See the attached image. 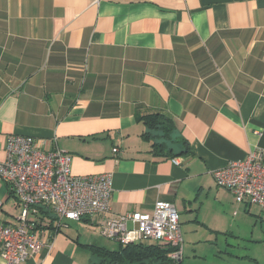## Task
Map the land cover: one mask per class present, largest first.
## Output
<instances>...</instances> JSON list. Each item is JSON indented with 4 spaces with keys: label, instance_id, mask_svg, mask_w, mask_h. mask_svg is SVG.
Segmentation results:
<instances>
[{
    "label": "crops",
    "instance_id": "crops-1",
    "mask_svg": "<svg viewBox=\"0 0 264 264\" xmlns=\"http://www.w3.org/2000/svg\"><path fill=\"white\" fill-rule=\"evenodd\" d=\"M153 111L190 155L150 153L136 116ZM13 134L53 141L75 176L108 174L114 215L172 203L179 264H264V213L211 176L264 153V0H0V163ZM19 214L0 179V223ZM46 222L23 264H99L84 247L103 244L97 221Z\"/></svg>",
    "mask_w": 264,
    "mask_h": 264
},
{
    "label": "built area",
    "instance_id": "built-area-1",
    "mask_svg": "<svg viewBox=\"0 0 264 264\" xmlns=\"http://www.w3.org/2000/svg\"><path fill=\"white\" fill-rule=\"evenodd\" d=\"M4 147L0 179L20 207L15 225L0 223V258L4 264H23L43 249V222L49 221L52 234H56L66 222L81 220L97 221L100 236L119 245H161L170 250L168 262L179 264L183 237L172 203L157 201L151 215H114L109 208L108 174L73 175L71 155L53 147V141L13 134L6 137ZM112 151L116 153L118 148ZM211 176L237 204L253 205L264 213V153L252 151L243 161L228 162ZM30 214L37 217L36 225L28 220Z\"/></svg>",
    "mask_w": 264,
    "mask_h": 264
},
{
    "label": "trees",
    "instance_id": "trees-1",
    "mask_svg": "<svg viewBox=\"0 0 264 264\" xmlns=\"http://www.w3.org/2000/svg\"><path fill=\"white\" fill-rule=\"evenodd\" d=\"M136 118L144 126L140 137L150 144V153L153 156L190 155L188 143L176 132L171 118L155 111L137 115ZM84 247L99 264H165L170 261L167 257L170 250L151 242L118 244L115 249L97 245Z\"/></svg>",
    "mask_w": 264,
    "mask_h": 264
},
{
    "label": "rangeland",
    "instance_id": "rangeland-1",
    "mask_svg": "<svg viewBox=\"0 0 264 264\" xmlns=\"http://www.w3.org/2000/svg\"><path fill=\"white\" fill-rule=\"evenodd\" d=\"M228 241H229L228 244L233 245L232 246L233 248H231L230 246L225 247V244H223L222 247H220V246L219 247L222 248L223 250L228 249L229 252H233V253H236L238 255H246L248 253V250L252 249V248H248V247L253 246V243H250L247 241L245 243L244 241H241V240L234 241V239H232L231 237L228 238ZM98 243H100V244L103 243L100 246L106 247L108 249H115L118 245V244L113 243L111 241L105 240V238H103V237L100 238V241H98ZM220 243H221V240H220Z\"/></svg>",
    "mask_w": 264,
    "mask_h": 264
},
{
    "label": "water",
    "instance_id": "water-1",
    "mask_svg": "<svg viewBox=\"0 0 264 264\" xmlns=\"http://www.w3.org/2000/svg\"><path fill=\"white\" fill-rule=\"evenodd\" d=\"M180 263V262H179ZM165 264H171V263H169V262H166Z\"/></svg>",
    "mask_w": 264,
    "mask_h": 264
}]
</instances>
